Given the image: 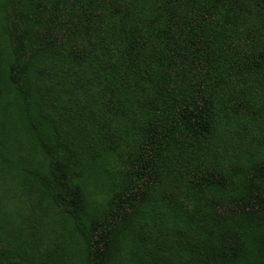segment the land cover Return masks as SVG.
I'll list each match as a JSON object with an SVG mask.
<instances>
[{"label": "trees", "instance_id": "16d2710c", "mask_svg": "<svg viewBox=\"0 0 264 264\" xmlns=\"http://www.w3.org/2000/svg\"><path fill=\"white\" fill-rule=\"evenodd\" d=\"M263 14L264 0H0V105L47 156L36 175L83 264H113L127 243L139 264H264V140L225 130L263 110ZM52 64L124 116L119 179L95 206L33 103ZM45 254L0 237V264H50Z\"/></svg>", "mask_w": 264, "mask_h": 264}, {"label": "rangeland", "instance_id": "374dc122", "mask_svg": "<svg viewBox=\"0 0 264 264\" xmlns=\"http://www.w3.org/2000/svg\"><path fill=\"white\" fill-rule=\"evenodd\" d=\"M261 19L264 21V14ZM248 28L243 30L252 35L254 25ZM54 66L43 71L44 79L34 91L33 103L37 110L43 109L49 115L47 128L67 141L70 161L80 172L88 204L95 206L119 179L124 116L113 108L108 97L101 96L99 88L91 89L93 82L69 75L68 66L63 74L60 70L55 72ZM251 88L255 89V81ZM242 90L243 86L236 92L244 98L242 94L246 93ZM221 100L220 96L217 101ZM236 100L240 98L237 96ZM262 108L251 113L244 125L232 123L225 130L236 128L238 143L262 147ZM219 143L225 146L223 140ZM46 170L47 156L20 122L17 108L0 105V237L26 255L45 256L48 251L50 264L59 254L66 256L64 264H83L82 239L72 222L52 203L44 182L36 175ZM132 248L133 244L127 243L124 256L113 264H139Z\"/></svg>", "mask_w": 264, "mask_h": 264}]
</instances>
